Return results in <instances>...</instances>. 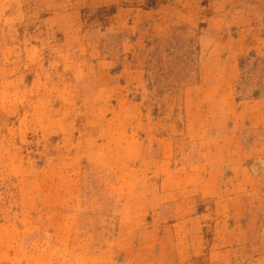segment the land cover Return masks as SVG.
Masks as SVG:
<instances>
[{
  "label": "rangeland",
  "instance_id": "rangeland-1",
  "mask_svg": "<svg viewBox=\"0 0 264 264\" xmlns=\"http://www.w3.org/2000/svg\"><path fill=\"white\" fill-rule=\"evenodd\" d=\"M0 264H264V0H0Z\"/></svg>",
  "mask_w": 264,
  "mask_h": 264
}]
</instances>
